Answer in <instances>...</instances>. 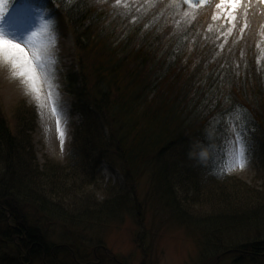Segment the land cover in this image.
Segmentation results:
<instances>
[{"label":"trees","instance_id":"obj_1","mask_svg":"<svg viewBox=\"0 0 264 264\" xmlns=\"http://www.w3.org/2000/svg\"><path fill=\"white\" fill-rule=\"evenodd\" d=\"M8 1L60 7L72 24L79 72L68 73L66 90L84 121L76 128L71 165L41 169L32 144L35 109L20 105L13 128L0 117L1 232L18 259L55 262L61 246L48 243L43 219L25 207L62 216L65 197L79 196L78 178L90 183L88 166L99 165L109 146L127 177L150 170L168 190L178 185L188 191L193 180L197 191L225 183L224 128L232 115L248 129L254 156H264L261 0H245L231 23L217 14V0H208L205 9H188L182 0L180 8L169 7L172 0H130L126 17L115 0ZM104 128H110L107 135ZM230 247L241 257L264 259V241Z\"/></svg>","mask_w":264,"mask_h":264},{"label":"rangeland","instance_id":"obj_2","mask_svg":"<svg viewBox=\"0 0 264 264\" xmlns=\"http://www.w3.org/2000/svg\"><path fill=\"white\" fill-rule=\"evenodd\" d=\"M7 1L0 0V13ZM124 3L131 2L122 0L119 8L126 17L128 8L122 7ZM261 6L264 2L257 11ZM50 14L55 20L51 30L45 22L52 18ZM0 33L24 49L21 54L0 48V117L13 128L20 105L35 109L32 144L37 164L41 169L70 166L68 157L73 151L76 128L84 123L64 79L73 65L70 30L53 11L27 6L0 20ZM237 127L245 143H251L248 129L230 116L222 150L225 183L223 187L209 184V191L195 190L196 180L187 183L188 191L178 185L168 190L167 182L161 184L162 176L142 168L138 175L127 177L125 167L109 146L107 157L99 159V165L96 157L95 163L88 166L93 171V177H87L90 183L78 178V198L65 197L62 216L49 217L47 212L40 215L33 206L25 207L43 219L40 227L48 243L61 246L60 252L53 255L57 257L55 262H28L24 257L21 262L3 238L4 225L0 223V264H73L72 256L78 263L96 264H264L263 258L253 260L229 251L230 246L239 247L247 241H264V156H254L247 145L245 167L234 166ZM108 131L110 128H104L105 135ZM64 248L67 252L61 251Z\"/></svg>","mask_w":264,"mask_h":264},{"label":"snow or ice","instance_id":"obj_3","mask_svg":"<svg viewBox=\"0 0 264 264\" xmlns=\"http://www.w3.org/2000/svg\"><path fill=\"white\" fill-rule=\"evenodd\" d=\"M261 2H264V0H261ZM183 3L188 6V9H195L197 7H203L204 5H206L208 3V0H195V2L194 0H183ZM244 3L245 0H217L215 8L217 10V14L223 13L222 18L225 20L226 23H231L236 21V10L238 8H243ZM121 4L122 0H115V5L121 6ZM122 7L124 9H127L128 5L124 3ZM169 7L180 8L181 4L178 2V0H172V3L169 5ZM190 14V11L187 10L183 13L185 17L189 16ZM212 19H217V15H213ZM234 26L235 25L233 24V27ZM244 26L247 27L246 24ZM229 31H231V29H229ZM35 35L36 33L33 32L32 36ZM0 48L5 50L6 52H10V50L15 49L18 50L21 54L24 53V49L21 48V45L19 43H14L12 40L5 39L2 33H0ZM36 59L38 60L40 59V57L37 56ZM61 135H63V133H61ZM234 143L238 145L237 158L234 166L238 165L239 167L243 168L245 167L247 161L244 155L245 149L243 144V138L239 132H236Z\"/></svg>","mask_w":264,"mask_h":264},{"label":"clouds","instance_id":"obj_4","mask_svg":"<svg viewBox=\"0 0 264 264\" xmlns=\"http://www.w3.org/2000/svg\"><path fill=\"white\" fill-rule=\"evenodd\" d=\"M44 20H45V19H44ZM45 22H46V24H47L49 30H51V28H53L54 25H55V20H54L53 17H52V18H49V19H46ZM40 23H41V22H40ZM189 155L192 156V157H195V156H197V153L190 152ZM198 156H199V159L203 160L205 154H204L203 151H201V152L198 154Z\"/></svg>","mask_w":264,"mask_h":264},{"label":"flooded vegetation","instance_id":"obj_5","mask_svg":"<svg viewBox=\"0 0 264 264\" xmlns=\"http://www.w3.org/2000/svg\"><path fill=\"white\" fill-rule=\"evenodd\" d=\"M80 264H96V263H93V262H87V263H80ZM98 264V263H97Z\"/></svg>","mask_w":264,"mask_h":264}]
</instances>
